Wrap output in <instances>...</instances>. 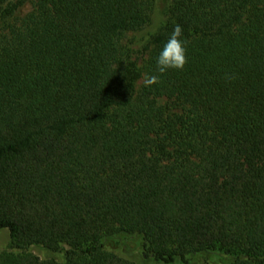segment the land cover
Returning a JSON list of instances; mask_svg holds the SVG:
<instances>
[{
  "label": "trees",
  "instance_id": "1",
  "mask_svg": "<svg viewBox=\"0 0 264 264\" xmlns=\"http://www.w3.org/2000/svg\"><path fill=\"white\" fill-rule=\"evenodd\" d=\"M153 1L0 0V227L22 249L0 264H140L108 248L133 237L155 264H264V0H173L139 87L123 39ZM176 24L187 63L159 74Z\"/></svg>",
  "mask_w": 264,
  "mask_h": 264
},
{
  "label": "rangeland",
  "instance_id": "2",
  "mask_svg": "<svg viewBox=\"0 0 264 264\" xmlns=\"http://www.w3.org/2000/svg\"><path fill=\"white\" fill-rule=\"evenodd\" d=\"M172 3L173 0H154L150 17L146 25L141 29L129 31L123 39L124 48L129 52L131 59L136 61L143 69V74L147 73L146 68L150 55L148 46L150 45L152 38L165 26L170 15ZM32 9L33 2L27 1L19 8L18 13L21 16ZM143 84L142 78L138 81V86L140 87ZM108 248L117 254L135 260L140 264H155L152 260H146L143 257L140 240L138 238L133 237L127 241V243L110 244ZM26 249L34 252L43 259L52 258L58 261H64L66 259L65 252L60 250L48 249L36 245L30 246ZM5 251L20 252L22 249L14 245L9 230L0 227V252ZM231 254H233L231 250L214 248L196 254L190 263L178 261L175 264H218L224 262L231 256Z\"/></svg>",
  "mask_w": 264,
  "mask_h": 264
},
{
  "label": "clouds",
  "instance_id": "3",
  "mask_svg": "<svg viewBox=\"0 0 264 264\" xmlns=\"http://www.w3.org/2000/svg\"><path fill=\"white\" fill-rule=\"evenodd\" d=\"M182 35V27L180 24H176L169 36L167 42L164 44L162 51L157 57L156 71L159 74L166 73L169 69L182 70L187 63L186 56V41L180 39ZM234 78V77H227ZM160 81V77L155 74L145 73L143 77V83L145 86H151L157 84Z\"/></svg>",
  "mask_w": 264,
  "mask_h": 264
}]
</instances>
